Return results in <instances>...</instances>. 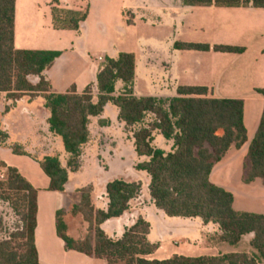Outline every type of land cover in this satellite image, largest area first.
I'll use <instances>...</instances> for the list:
<instances>
[{"label":"crops","instance_id":"0c3cea01","mask_svg":"<svg viewBox=\"0 0 264 264\" xmlns=\"http://www.w3.org/2000/svg\"><path fill=\"white\" fill-rule=\"evenodd\" d=\"M59 8L87 10L77 29H60L53 24L50 0H15L13 46L16 49L55 50L59 55L43 75L50 92L64 93L72 86L82 93L92 85L96 101L95 80L104 66L97 57L115 58L120 52L134 55V96L171 98L179 86H203L207 97L237 98L243 100V124L246 141L231 146L211 169L210 181L232 194V207L264 215V182L255 178L243 180V163L250 140L259 124L264 97L255 88H264V8L186 6L181 0H58ZM151 13L160 22L167 19L169 34L181 23L186 13L193 15V27L184 37L174 40L162 27L154 29L143 14ZM233 23L230 24V22ZM237 24H235V22ZM156 31H158L156 33ZM168 34V35H169ZM204 35V39L199 35ZM223 37L217 40L215 35ZM147 37V39H146ZM168 37V38H166ZM149 42L150 49L144 45ZM175 42L231 45L243 47L242 53H227L175 49ZM36 83V76H29ZM120 80L114 94L122 91ZM49 111L41 94H23L9 99L0 92V130L6 134L0 143V162L14 167L36 189L37 210L34 242L38 259L45 264H106L75 250H66L56 232V213L66 205L79 202L77 189L91 185L92 203L105 210L108 199L105 185L113 179L140 181L139 194L129 201V208L121 216L105 220L100 227L111 238L122 236L141 216L150 224L147 240L158 247L149 258L167 259L172 255H219L245 251L250 246L252 233L246 234L236 245L217 240V224L203 223L199 217H169L156 208L150 197L149 175L135 165L145 161L134 150L132 133L118 119V109L107 102L98 116L89 118L88 141L82 146L81 166L69 172L64 191L49 190V178L38 159L57 155L66 167L68 154L61 148V138L48 129ZM99 120H104L102 124ZM152 144L166 152L173 141L153 131ZM161 138V139H160ZM17 144L25 154L14 153L10 146ZM63 146V144H62ZM81 180L85 181L81 184ZM187 220H189L187 222ZM67 233L74 239L68 222ZM187 222V223H186Z\"/></svg>","mask_w":264,"mask_h":264},{"label":"trees","instance_id":"16d2710c","mask_svg":"<svg viewBox=\"0 0 264 264\" xmlns=\"http://www.w3.org/2000/svg\"><path fill=\"white\" fill-rule=\"evenodd\" d=\"M186 6L254 7L264 8V0H181ZM15 0H0V92L9 99L23 94H41L49 111V131L61 138L68 154L66 167L57 155L44 156L38 163L49 178V190L63 192L69 172L81 166L82 146L89 138V118L102 113L107 102L118 109V119L125 128L138 126L132 133L134 150L145 161L135 165L149 175L148 190L156 208L169 217H199L203 223H214L219 228L217 240L236 245L246 234L252 233L250 246L245 251L219 255H172L167 259L149 258L158 245L147 240L150 224L139 216L125 228L119 238L109 237L100 225L109 218L121 216L129 208V201L141 189L140 181L113 179L106 183L108 199L105 210L92 203V186L77 189L79 202L72 205L73 215L81 214L88 224L83 238L67 234L62 219L63 210L56 213V232L66 250H75L87 256L103 259L106 264H264V215L238 211L232 207V194L213 184L209 175L212 167L231 146L240 147L246 141L243 124V100L237 98L207 97L203 86H179L171 98L134 96V55L120 52L107 58L96 75V101L92 85L82 93L72 86L67 92H50L43 73L59 55L55 50L16 49L13 46ZM52 4L53 24L60 29H77L87 10L59 8ZM175 49L242 53L243 47L203 43L175 42ZM29 76H36L32 83ZM120 80L122 91L114 94ZM264 97V88H255ZM148 114L152 119L145 123ZM104 120H99L102 124ZM173 141L168 152L155 147L153 131ZM6 134L0 130V143ZM14 153L25 154L17 144L10 146ZM4 169L0 179V198L9 203L18 216L19 225L7 237L0 239V264H45L39 261L34 242L37 202L36 189L14 167L0 162ZM259 178L264 182V107L254 136L249 142L243 163V180Z\"/></svg>","mask_w":264,"mask_h":264},{"label":"rangeland","instance_id":"374dc122","mask_svg":"<svg viewBox=\"0 0 264 264\" xmlns=\"http://www.w3.org/2000/svg\"><path fill=\"white\" fill-rule=\"evenodd\" d=\"M144 19H146L147 24H149V26L153 27L154 29L156 28H160L162 27L163 31L165 34H167V36H170V38L172 36H174V40H180L182 37H184V34H186L185 32H187L188 29H192L193 27V15H191L190 13H186V15L182 18L181 23H179V26L175 29V32L171 34H169V30H165V25H166V21L167 19L163 20L164 22H160V20H158L156 18V16L152 15L151 13H145L143 14ZM235 22V21H234ZM233 23V21L230 22V24ZM235 24H237L235 22ZM158 31H156L157 33ZM169 34V35H168ZM217 40L222 39L223 37H221L219 34L216 36ZM168 38V37H166ZM199 38H206L204 37V35H199ZM147 39V37H146ZM144 45L146 47H149L150 49H154V46L152 44H150L149 42H145ZM152 119V115L148 114L146 116V118L144 119V122L147 123ZM138 126H135L134 128H132L131 130H135ZM128 128H127V132H128ZM161 139V138H160ZM61 148L63 149L62 144L60 143ZM64 151V150H63ZM64 154H66V152L64 151ZM3 172L4 169L0 167V179L3 178ZM81 184H83L85 181L81 180L80 181ZM71 208L72 205H66V208L64 211V214L62 215V219L68 222L69 227L71 229V231L74 234H84L83 237L86 235V233L88 232V224L87 222H85L81 216V214H76L73 215L71 213ZM189 220H187L188 222ZM65 222V221H64ZM186 222V223H187ZM19 220H18V216L15 214V212L13 211V209L11 208V206L9 205L8 202L2 200L0 198V239L7 237L10 231H13L18 225H19ZM70 234V233H67ZM82 237V238H83Z\"/></svg>","mask_w":264,"mask_h":264},{"label":"built area","instance_id":"2783aa9c","mask_svg":"<svg viewBox=\"0 0 264 264\" xmlns=\"http://www.w3.org/2000/svg\"><path fill=\"white\" fill-rule=\"evenodd\" d=\"M97 59L105 65L106 61L101 56L97 57Z\"/></svg>","mask_w":264,"mask_h":264}]
</instances>
